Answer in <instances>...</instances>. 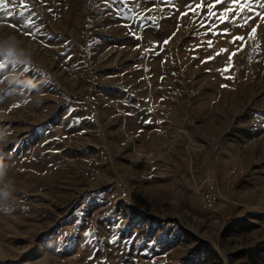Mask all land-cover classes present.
Returning a JSON list of instances; mask_svg holds the SVG:
<instances>
[{
    "label": "rangeland",
    "instance_id": "obj_1",
    "mask_svg": "<svg viewBox=\"0 0 264 264\" xmlns=\"http://www.w3.org/2000/svg\"><path fill=\"white\" fill-rule=\"evenodd\" d=\"M262 5L0 0V264H264Z\"/></svg>",
    "mask_w": 264,
    "mask_h": 264
},
{
    "label": "clouds",
    "instance_id": "obj_2",
    "mask_svg": "<svg viewBox=\"0 0 264 264\" xmlns=\"http://www.w3.org/2000/svg\"><path fill=\"white\" fill-rule=\"evenodd\" d=\"M9 54H12V49H8ZM6 176V167L3 164H0V181H3L4 177ZM10 197V190L7 185L4 187H0V204L5 203ZM5 210H8L5 208Z\"/></svg>",
    "mask_w": 264,
    "mask_h": 264
},
{
    "label": "snow or ice",
    "instance_id": "obj_3",
    "mask_svg": "<svg viewBox=\"0 0 264 264\" xmlns=\"http://www.w3.org/2000/svg\"><path fill=\"white\" fill-rule=\"evenodd\" d=\"M221 2V0H217V3H220ZM262 6H264V5H262ZM253 31H255V30H253Z\"/></svg>",
    "mask_w": 264,
    "mask_h": 264
},
{
    "label": "bare ground",
    "instance_id": "obj_4",
    "mask_svg": "<svg viewBox=\"0 0 264 264\" xmlns=\"http://www.w3.org/2000/svg\"><path fill=\"white\" fill-rule=\"evenodd\" d=\"M227 48V47H226Z\"/></svg>",
    "mask_w": 264,
    "mask_h": 264
}]
</instances>
